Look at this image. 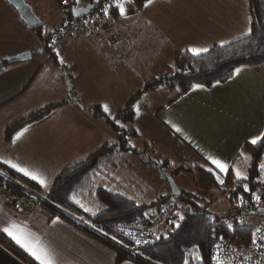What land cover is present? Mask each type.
<instances>
[{
    "label": "crops",
    "instance_id": "crops-1",
    "mask_svg": "<svg viewBox=\"0 0 264 264\" xmlns=\"http://www.w3.org/2000/svg\"><path fill=\"white\" fill-rule=\"evenodd\" d=\"M123 4L125 14L120 15L118 9L113 23L123 32L133 48L127 58L118 56L106 46L99 50L78 46L69 49L74 59L77 58L68 67L76 69L68 72L74 88L70 89L71 99H68L66 106L68 108L60 109H70L72 117L79 121L77 128L85 127L82 122H88L87 118L92 119L85 114L88 112H82L79 107V101L86 90L81 89L82 79L86 81L89 77L91 81L93 75L99 71L105 75H114L113 80L119 86L127 82L138 84L142 81L138 75L142 71L137 68L141 65V59H152L156 64L161 60V67L158 69L156 65L143 69V80L149 81L165 71L170 72L169 68L173 69L172 59L176 52H190V48L209 50L214 45H225L250 33L248 0H153L150 6H143L139 10L135 9L131 1ZM0 9L8 15L4 17L6 26L0 31V64L6 62L4 59L8 56L26 51L31 54V58L26 61L3 64L0 72L2 101L20 91L32 75L35 74L36 77L42 65L38 60L40 51L31 52L37 43L33 33L28 34L29 31L7 3L2 8L0 6ZM14 22L21 31H26L19 41L12 39L6 31L7 25L11 28ZM52 64L55 68L56 65L53 62ZM37 67L40 68L36 72ZM240 69L238 74L226 82L208 88L190 89L183 94L176 92L177 90H167L170 98L156 113L155 120L163 126L165 135L178 143L187 160H190V155L193 157L194 171L207 170L210 167L205 159L209 155L227 163L229 170L239 169L237 162L244 158L239 156L241 147L245 143L251 144L250 141L264 131V64ZM90 70L97 71L91 74ZM56 72L58 71L54 70L52 74L56 76ZM162 89L164 88L159 91ZM16 102L17 100L0 108V161H11L45 179L46 188L27 177L40 187L39 195L44 198L57 175L65 167L77 160V156H87L94 150L87 145L90 138L81 132V128L70 133L69 137L64 133L54 134V130L42 128L43 119L23 128L27 131L15 143L12 138L9 144H5L4 129L18 118L14 114L15 109L9 110ZM173 126L181 131L176 132ZM66 139H69L73 149H66L69 146L62 142H66ZM73 154L78 155L75 157ZM248 163V159H245L247 166ZM0 177L3 178L2 175ZM34 198L36 203L39 198ZM36 205L31 201L30 208L13 210L0 201V228L14 223L29 230L49 249L55 264H115L113 254L107 248L61 218L51 217ZM8 244L19 249L26 257H18ZM0 264L38 262L6 234L0 232Z\"/></svg>",
    "mask_w": 264,
    "mask_h": 264
},
{
    "label": "trees",
    "instance_id": "trees-1",
    "mask_svg": "<svg viewBox=\"0 0 264 264\" xmlns=\"http://www.w3.org/2000/svg\"><path fill=\"white\" fill-rule=\"evenodd\" d=\"M131 2L137 10L145 4V0H131ZM247 14L250 20V33L247 36L225 45H214L199 55L194 56L187 51L175 54L173 60L177 71L150 79L145 83L142 91L135 92L115 113V120L131 123L134 119V106L140 98L139 95L146 92L167 86L170 90H177L183 94L192 89L194 84H201L208 88L214 84L226 82L233 76L237 68L264 64V0H248ZM62 17L64 20L72 19L69 13L63 14ZM116 18L117 13L114 12L109 21L113 23ZM103 21L106 20L103 18ZM33 31L37 34L38 39L42 40L41 34H38L39 28ZM51 60L54 65L60 66L57 65V59L54 56H51ZM3 64L6 62L0 64V72ZM20 95L21 92L9 95L0 102V108L14 99L16 100ZM56 106L58 107V105H47L13 121L4 129L5 144H9L13 136L23 128L43 119ZM95 110L94 113L98 114V117L111 124V128L118 132L114 122L105 117L98 106ZM129 134L136 135L134 130H131ZM118 136L119 142L105 144L84 159L65 167L47 190L44 199L40 200L41 208L51 217L61 218L107 248L113 254L115 264L125 262L131 264H184L185 258L189 259V264H211L210 255L217 241L225 240L233 245H239L246 244L251 240L254 227L229 228L227 221H233L236 215H252L251 212L261 207L264 208L262 198L259 199L258 204H253L251 201L253 193L256 196H258V191H261L260 196L264 194V182H261L264 180V176L259 170V164L264 160V140L258 141L255 145L245 143L241 147L239 156L243 153V157H250L246 168L248 177L246 180L237 181L234 172L229 170L227 175L221 176V179L224 180V184L221 185L206 169L196 170L194 182L200 191L207 194L212 189H220L221 194L228 195L230 199L238 200L239 198L240 205L237 206L235 214L215 215L207 210V205L199 204L201 198L189 192L179 191L178 196L172 194L160 196L153 205L160 208L162 204H168L166 209L165 206H162L160 212L161 216H165L166 223L174 217V210L180 211L183 216V220L179 223L180 227L168 232L166 236L154 239L152 244L137 245L119 234L118 227L140 220L144 224H150L151 227L148 226V229L153 236L151 229L155 223L156 225L159 223V220L154 219L152 215L146 216V209L150 205L137 204L116 193L114 189H92L101 176V168L115 167L117 163L114 158L119 157L122 152H136L134 148L128 147V140L125 136L119 134ZM180 169L182 167H178L175 171ZM0 174L3 176V178L0 177L1 185L30 201H34L33 196L41 192L36 183L1 163ZM97 176L98 180H96ZM245 184L249 187L248 192L244 191ZM174 197L179 201V206H172L171 201ZM77 198L84 200L88 198L93 204L92 208L99 211L96 216L88 220L90 226L79 223L75 217L76 214L81 213L75 204ZM63 210L70 212L71 216L65 214ZM8 245L18 257L23 259L26 257L19 249L11 244ZM193 245L198 246L196 251L200 256L199 260L192 259L193 253L189 252Z\"/></svg>",
    "mask_w": 264,
    "mask_h": 264
},
{
    "label": "rangeland",
    "instance_id": "rangeland-1",
    "mask_svg": "<svg viewBox=\"0 0 264 264\" xmlns=\"http://www.w3.org/2000/svg\"><path fill=\"white\" fill-rule=\"evenodd\" d=\"M0 2H2L0 3L2 8L5 3L3 0H0ZM24 2L32 9L34 14H36V16L42 22V27H39L38 33L41 34L40 37L42 40L38 39L37 34L33 30H28V34L33 33L37 40V43L35 44L36 46L31 49V52L34 53L35 50L42 51H40L38 58L40 61L39 64L42 65V69L38 72L39 74L36 77L34 76L35 74L32 75L26 81L23 88L20 91H17L21 92L20 97H22H17V102L14 103L12 107H9V110L15 109L14 114L16 113V117L20 118L47 105H58V107L56 106L43 118L41 121V126L46 130H54V134L64 133L67 137H69L70 133L81 128L80 126L77 128L79 121L77 122V119L72 117L70 109H60L68 106V99H71L70 89L72 90L74 88L71 80L69 79L68 72L70 69L71 71H76V69H68V67L73 64L77 58L75 57L74 59V56L70 53V47L75 48L78 46L82 48L86 47L91 50H99L102 46H106L118 56L126 58L133 52V48L124 34L123 36L126 40L125 44L123 45L126 47L124 51H121V46L116 47L120 48V50H115V48H111L105 44L101 45L100 43L96 44L95 42L79 41L75 38L65 39L62 41V37H60L62 35L61 27L63 26V22H65L64 18L62 17L63 13H61L59 10L48 7L46 0H24ZM77 4L84 6L87 4V2L79 1ZM4 17H8V15L3 13L0 9V31L6 26ZM60 21H62V23H60ZM15 24L16 23L14 22V25L11 28H9L7 25L6 31L7 33H10V37H12V39L19 41L24 37L23 35L26 34V31H21ZM57 24H59L58 27ZM57 52L59 53V56H57ZM177 53L179 52L174 53V55ZM51 56H54L57 59V65H60V68H57V66L54 68L52 66V61H50ZM61 60L63 63H61ZM103 60L105 61V58ZM161 63V60H159V62L156 64L152 61V59L142 58L140 61L141 65H138L137 67L142 71L140 74H138L142 81L138 84L127 82L122 86H119L115 83L113 80L114 75H105V73H99V71L95 70L97 71V74L93 75L91 81H89V77L86 81L83 79L81 80V89L83 88L86 90H84V96H82L81 100L79 101L80 105L78 104L82 112L85 113L86 111L88 113L85 114L89 117H92V119L87 118L88 122L83 121L82 126L85 127L81 128V132L86 133L88 138H90V141L87 143V145L91 147V149L96 150L105 144L119 142V134L120 136L122 135L127 138L128 147L134 148L136 150V152H122L119 157H115L114 160L117 163L115 167L107 166L101 168V176L99 180L97 176L96 180L98 181L95 182L92 189H114L116 193L136 202L137 204L147 206L150 205L146 209V216L152 215L154 219L159 220V223H157V225L155 223L151 229L153 232L152 238L154 239H157V237L160 236H166L168 232L175 229L176 227L172 221L180 223L181 220H179L176 214L179 213L180 216L182 215L180 211L174 210V217H172V219L166 223L164 221L165 216H161L160 212L162 210V206H165L164 208L166 209L168 204H162L160 208H158L156 205H153L158 197L170 195L172 194V190L168 182L163 180L157 170L152 168V165H155L156 168L162 171L165 175L170 176L180 192H189L201 198L202 200L199 202V204L201 206L207 205V210L215 215L225 216L235 214L238 209L237 206L240 205L239 198L238 200L230 199L228 195L221 194L220 189H212L208 191L207 194H205L203 191H200L194 182L197 172L194 171L193 157L190 155V160H187L185 158V153H182L178 143H176L172 138L166 136L165 132L163 131V126H161L155 120L156 113H158L160 106L165 105L170 98V93L167 92V90H170L169 87H160L166 90L165 93L163 92L164 89L159 91L160 88H157L151 92L149 91L139 95L140 98L134 106L135 115L131 123L119 121L120 124L124 125V127H120L116 123V120L113 119V117L115 118V113L124 106L128 99L135 92L140 90L142 91V88L145 85L144 83L148 82L143 80L145 75V70L143 69L154 65H156V69H158L161 67ZM172 63L174 65L173 59ZM40 67L36 68V72ZM172 68V70L169 68L170 72L165 71L158 76H161L165 73H175V71H177L176 68ZM52 70L58 71L56 72V76L52 74ZM95 71L90 70L91 74ZM170 91L173 90L171 89ZM72 93H74V90ZM13 101H15V99ZM10 103H7L6 105ZM105 104L108 105L110 114L104 113L102 106ZM97 106L101 109L105 117L111 119L114 122V125H116L119 133L115 132L111 128V124H108L104 121V119L98 117V114L94 113V111H96L95 109H97ZM52 112H55V114H52ZM81 121L82 120H80V124ZM131 130H134L136 135L129 134ZM65 141L66 142H62L69 146L66 149H73V146L70 147L71 142L69 139H66ZM72 142L76 144L74 141ZM73 155L76 157L78 154ZM82 155V157H87L90 154L87 156L86 154ZM82 157L77 156L75 158L77 160L71 162L69 165L84 159ZM237 164L239 166V170L244 175H246L247 165L245 164V159H239ZM178 167H182V169L175 171ZM260 192L261 191H258V195ZM35 196H38L39 200H36L37 205L35 201H32V204L43 210L40 206V200L43 198L42 195H39L38 193V195H34L33 198ZM77 201L79 203H77ZM75 204L81 211L80 214H76V219L79 221V223H84L90 226L88 220L91 217L96 216L99 211L92 208L93 204L88 200V198L85 200L77 198L75 199ZM171 204L172 206H179V201L176 199V197L172 199ZM81 205H83V207H81ZM85 208L89 209V211H85ZM64 212L68 216H71L70 212ZM93 213L95 214L93 215ZM260 218L261 217L258 216L241 214L236 215L233 221L228 220L227 224L231 225V228L254 227L255 229V225ZM85 221H87V223H85Z\"/></svg>",
    "mask_w": 264,
    "mask_h": 264
},
{
    "label": "built area",
    "instance_id": "built-area-1",
    "mask_svg": "<svg viewBox=\"0 0 264 264\" xmlns=\"http://www.w3.org/2000/svg\"><path fill=\"white\" fill-rule=\"evenodd\" d=\"M86 1L84 6L77 4V0H69L65 4V0H46L48 7L61 11L63 14H71L72 10L84 9L90 7L86 14L81 15L77 19L66 20L63 22L61 40L75 38L79 41L95 42L96 44H105L115 50L124 51L126 40L123 33L113 23L109 21L114 12L117 13L118 8L115 7L117 0H79ZM131 0H121L123 3ZM104 9H107L105 15ZM103 18L106 21H103ZM42 27V22L41 26ZM105 35H107L105 37ZM59 38V37H58ZM57 38V39H58ZM56 39V40H57ZM121 46L120 48H116ZM264 200V194L258 195ZM0 201L3 205H7L13 210H26L30 208L31 201L21 195H18L0 185ZM253 204H258L259 201L251 198ZM150 224H144L140 220L132 221L126 225H120L118 232L127 239L135 242L137 239L142 241L140 245L152 244L151 232L148 229ZM151 227V226H150ZM122 230V231H121ZM253 234H255L256 243L253 244ZM214 256L213 264H264V217L259 219L253 228L251 240L246 245H229L227 241H217L213 246ZM220 252L227 255L228 260H225Z\"/></svg>",
    "mask_w": 264,
    "mask_h": 264
},
{
    "label": "snow or ice",
    "instance_id": "snow-or-ice-1",
    "mask_svg": "<svg viewBox=\"0 0 264 264\" xmlns=\"http://www.w3.org/2000/svg\"><path fill=\"white\" fill-rule=\"evenodd\" d=\"M68 2H69V0H65V4H67ZM77 2H79V0H77ZM152 3H153V0H145L144 7H148ZM115 7H117L119 9L120 15L123 16L125 14L124 4H123V2H121V0H117ZM104 12H105V15H107V9H104ZM188 51H190L195 56V55H199V53H201V52L207 51V49H205V48H190V49H188ZM57 56H59L58 52H57ZM61 63H63L62 60H61ZM240 71H241L240 68L235 69L233 75L238 74ZM200 88H203V85H201V84L192 85L193 90L200 89ZM102 107H103L104 113L110 114V109H109L108 105L105 104ZM113 119H115V118L113 117ZM116 123L120 127H124V125L120 124V122L118 120L116 121ZM173 127H174V130L176 132L181 131L179 128H176L175 126H173ZM25 131H27V129H23L20 132H17L16 135L13 137V142L15 143V141L17 139H19ZM261 140H264V133H261L259 136L253 138L250 141V143L255 145V144H257L258 141H261ZM243 155L244 154L241 153V156H243ZM244 158L246 160L250 159V157H244ZM205 159L208 162V164L210 165V167H208L207 171L212 173V175L215 177L216 181L219 184L223 185L224 180L221 179L220 174L227 175L229 172L230 166L227 163H225L224 161H222L221 159H218V158L211 156V155L205 157ZM0 163L8 165L10 168L14 169L16 172H19L23 176H26V177L30 178L31 180L35 181L41 187H45V188L47 187V182L45 179H43L38 174L29 171L27 168L21 167L20 165H18L16 163H12L11 161H8V160L0 161ZM259 170H260L261 175L264 176V160H262L261 163L259 164ZM232 171L234 172V175H235L237 181L246 180L248 178L239 169H232ZM0 175H2V174H0ZM261 182H264V180H262ZM243 188H244L245 192L249 191V187L247 184H245L243 186ZM252 195H253V199L259 201L260 197L256 196L255 193H253ZM77 203H79V202L77 201ZM81 207H83V205H81ZM84 210L89 211V209H87V208H85ZM94 214L95 213H93V215ZM176 215L179 218V220H183V216H180L179 213H177ZM55 222L56 221H54V223ZM85 223H87V221H85ZM172 223L174 224V226L176 228L180 227V224L178 222L172 221ZM228 227L231 228L232 226L229 225ZM0 232H3L4 234H6L12 241L15 242V244H17L25 252H27L33 259H35L38 262V264H55V260L52 256V253L49 251V249L41 243V241L39 240L38 237H35L32 232L25 229L24 227H21L20 225H17L14 223H10L5 227L0 228ZM159 238L160 237H157V239H159ZM113 239H115V237H113ZM117 242L119 243V241H117ZM135 243L137 245H139L142 243V241L137 239L135 241ZM252 243L253 244L256 243L255 234H253ZM197 247L198 246L193 245V248L189 249V252L193 253L192 259H195V260L200 259V256L197 254V251H196ZM212 259L216 260V257L213 256ZM125 264H127V262H125ZM184 264H189L188 258H185Z\"/></svg>",
    "mask_w": 264,
    "mask_h": 264
},
{
    "label": "water",
    "instance_id": "water-1",
    "mask_svg": "<svg viewBox=\"0 0 264 264\" xmlns=\"http://www.w3.org/2000/svg\"><path fill=\"white\" fill-rule=\"evenodd\" d=\"M7 3L17 14L18 19L23 23L27 30H35L41 26V20L34 14L32 9L24 2V0H3ZM90 7L84 9H77L71 11V16L73 19H77L81 15L87 13ZM31 58L30 52H22L14 56H8L4 60L9 63L23 62ZM152 168L157 170L161 178L168 182L172 190V195L178 196L179 190L174 184L172 178L168 175H165L162 171L158 170L155 165H152ZM252 215L258 217H264V208H258L257 210L251 212Z\"/></svg>",
    "mask_w": 264,
    "mask_h": 264
},
{
    "label": "bare ground",
    "instance_id": "bare-ground-1",
    "mask_svg": "<svg viewBox=\"0 0 264 264\" xmlns=\"http://www.w3.org/2000/svg\"><path fill=\"white\" fill-rule=\"evenodd\" d=\"M107 35H105V37H106ZM124 225H126V224H124ZM228 243V242H227ZM229 244V243H228ZM229 245H233V244H229ZM213 251V250H212ZM220 254H221V256L225 259V260H228V257H227V255L225 254V253H223V252H220ZM214 256V252H211V255H210V261H211V264H213V262H212V257Z\"/></svg>",
    "mask_w": 264,
    "mask_h": 264
}]
</instances>
